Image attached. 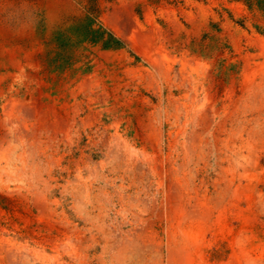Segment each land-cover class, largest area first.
<instances>
[{"label": "rangeland", "instance_id": "1", "mask_svg": "<svg viewBox=\"0 0 264 264\" xmlns=\"http://www.w3.org/2000/svg\"><path fill=\"white\" fill-rule=\"evenodd\" d=\"M263 48L264 0H0V264H264Z\"/></svg>", "mask_w": 264, "mask_h": 264}, {"label": "bare ground", "instance_id": "2", "mask_svg": "<svg viewBox=\"0 0 264 264\" xmlns=\"http://www.w3.org/2000/svg\"><path fill=\"white\" fill-rule=\"evenodd\" d=\"M133 28V27H132ZM150 47V46H149ZM154 47V46H153ZM152 48V47H151ZM155 48V47H154ZM264 49V48H263ZM150 51L152 50V49H149ZM149 51V52H150ZM152 52V51H151ZM150 52V53H151ZM156 56L157 57H162L163 59H165V58H167V56H166V53H165V51L161 48V47H158V48H156ZM193 60V59H192ZM188 62V61H187ZM190 63H192V62H190ZM188 64H189V62H188ZM187 64V65H188ZM194 64V63H193ZM252 77V76H251ZM22 104V103H21ZM11 106V105H10ZM19 107H21L20 105L18 106V108ZM26 107V106H25ZM11 108H13V107H11ZM10 111V110H9ZM27 111H25V113H26ZM195 234H197V233H195ZM195 236V235H194ZM190 237V239H191V236H189ZM199 237H200V235H199ZM199 239V238H198ZM193 240V239H192ZM255 242V241H254ZM259 242V241H258ZM258 245V244H257ZM259 245H261V244H259ZM256 246V245H255ZM258 247V246H257ZM46 257V256H45Z\"/></svg>", "mask_w": 264, "mask_h": 264}]
</instances>
